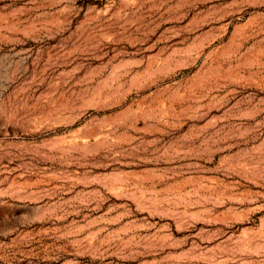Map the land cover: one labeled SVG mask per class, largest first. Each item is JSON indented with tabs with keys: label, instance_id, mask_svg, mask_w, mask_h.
Segmentation results:
<instances>
[{
	"label": "rangeland",
	"instance_id": "374dc122",
	"mask_svg": "<svg viewBox=\"0 0 264 264\" xmlns=\"http://www.w3.org/2000/svg\"><path fill=\"white\" fill-rule=\"evenodd\" d=\"M0 264H264V0H0Z\"/></svg>",
	"mask_w": 264,
	"mask_h": 264
}]
</instances>
